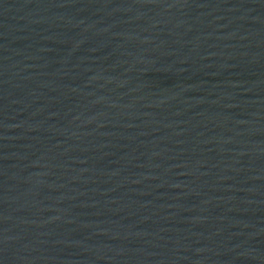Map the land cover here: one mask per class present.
<instances>
[{"label": "water", "instance_id": "95a60500", "mask_svg": "<svg viewBox=\"0 0 264 264\" xmlns=\"http://www.w3.org/2000/svg\"><path fill=\"white\" fill-rule=\"evenodd\" d=\"M0 264H264V0H0Z\"/></svg>", "mask_w": 264, "mask_h": 264}]
</instances>
